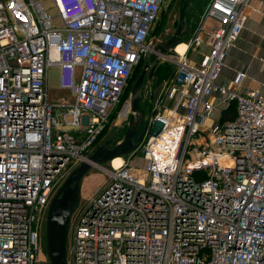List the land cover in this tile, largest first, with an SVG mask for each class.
I'll return each mask as SVG.
<instances>
[{
	"label": "built area",
	"instance_id": "1",
	"mask_svg": "<svg viewBox=\"0 0 264 264\" xmlns=\"http://www.w3.org/2000/svg\"><path fill=\"white\" fill-rule=\"evenodd\" d=\"M50 1L56 15L44 0H0V264H50L40 230L53 197L107 127H128L125 95L154 51L164 3ZM250 1L201 7L173 60L168 103L153 107L143 141L102 168L104 186L77 209L67 264H264V94L219 80ZM208 18L218 26L203 37ZM204 45L200 61L190 57ZM52 66L73 103L50 100ZM217 103L222 113L234 103V120L215 118Z\"/></svg>",
	"mask_w": 264,
	"mask_h": 264
},
{
	"label": "rangeland",
	"instance_id": "2",
	"mask_svg": "<svg viewBox=\"0 0 264 264\" xmlns=\"http://www.w3.org/2000/svg\"><path fill=\"white\" fill-rule=\"evenodd\" d=\"M185 0H164L162 12L160 14L159 20L156 22V24L153 27V30L151 32V46L154 50L156 48L170 40L173 35L176 33L178 26L180 24V11L183 6ZM210 0H189L188 7L186 10V33L181 38L182 44H186L189 42L190 35L192 34L191 29L193 27L191 26L194 22L200 21V13H201V7L207 6ZM45 6L49 8V11L56 15V9L51 5L52 2L50 0H44ZM189 36V37H188ZM180 51L177 49V45L171 47V49L168 52V57L164 58L161 57L159 62V67L156 71L155 76L151 81L146 80L143 87H142V108L145 112V118L144 122L141 126V129L145 127L147 120L150 118V113L153 107L160 103L163 104V99L166 97V83L170 79V76L174 69V61L176 57L179 56ZM182 53V52H181ZM152 53L148 54L146 57L141 60L139 66L134 71V78L137 80L139 74L142 71V68L144 67L145 63L150 61L151 64H154L152 61ZM150 71V70H149ZM50 75V100L53 102H64V103H73L74 97L70 94V92L65 90L59 89V75L60 70L57 66H52L49 71ZM135 81L133 82V84ZM133 86H131L129 90V97L132 91ZM209 123L213 124V121H209ZM125 131L121 129L120 127H114L113 124H111L109 127L106 128L103 135L97 140L96 145L101 146L104 145L107 142H112L111 146H114L115 143L121 139L124 138ZM97 147V148H98ZM142 155V151L139 150L138 156L134 159L132 162L135 166H140V158ZM128 154L122 156L117 161H109L106 163H102L101 165H94L81 179L80 181V194H79V202L72 213L71 220H70V226L68 231V242L67 247L69 245L70 241V234H71V226L74 222V216L77 211V209H80L84 206L87 201H89L98 190H100L107 178L106 172L102 169L103 167L114 169L115 167L121 165L123 162H126L128 160ZM116 163V165H115ZM69 175V174H68ZM66 178L62 180L61 186L58 187L55 195L53 198L56 197L59 190L61 189L62 185L65 183ZM68 255V250H67ZM39 257L43 260H47L49 258L48 252H47V219L43 221L42 227L40 230V254Z\"/></svg>",
	"mask_w": 264,
	"mask_h": 264
},
{
	"label": "water",
	"instance_id": "3",
	"mask_svg": "<svg viewBox=\"0 0 264 264\" xmlns=\"http://www.w3.org/2000/svg\"><path fill=\"white\" fill-rule=\"evenodd\" d=\"M189 0H185L180 11V24L173 37L160 44L152 52V61L146 62L132 88L130 99L132 113L129 117V125L125 131L123 142L111 146L107 142L99 146L88 157L89 161H83L66 179L56 197L52 200L47 217V252L50 264H67L68 231L72 213L74 212L80 194V181L83 176L94 166L114 160L117 157L132 153L137 145L143 141L145 127V112L142 108V87L146 80L151 81L159 67L161 57L167 58L171 47L178 45L186 33V10ZM150 70V71H149ZM140 133V134H139Z\"/></svg>",
	"mask_w": 264,
	"mask_h": 264
},
{
	"label": "crops",
	"instance_id": "4",
	"mask_svg": "<svg viewBox=\"0 0 264 264\" xmlns=\"http://www.w3.org/2000/svg\"><path fill=\"white\" fill-rule=\"evenodd\" d=\"M247 14L245 29L231 49L219 80L228 85L231 90L244 92L251 89L264 94V0H251L247 7ZM217 26L216 20L208 18L202 24L201 34L207 37L208 33ZM177 49L184 52L186 45L181 44ZM208 52L209 47L204 45L200 50L190 51L189 54L194 60L200 61L203 53ZM242 72L246 74L245 78L242 84H237L235 79ZM163 103H168L166 98L163 99ZM222 108L217 103L215 118L222 116ZM140 162L143 163L142 160Z\"/></svg>",
	"mask_w": 264,
	"mask_h": 264
},
{
	"label": "trees",
	"instance_id": "5",
	"mask_svg": "<svg viewBox=\"0 0 264 264\" xmlns=\"http://www.w3.org/2000/svg\"><path fill=\"white\" fill-rule=\"evenodd\" d=\"M189 37V36H188ZM182 40V39H181ZM135 74H133V76H134ZM133 76H132V78H133ZM135 77V76H134ZM131 78V79H132ZM131 81V80H130ZM134 81H135V78H134ZM130 84V83H129ZM130 87L128 86V89H129ZM127 89V92H126V95H125V98L126 97H129V90ZM234 118H235V104L234 103H232L231 104V106L227 109V110H225L224 112H223V114H222V117H221V120L222 121H224V122H226V121H232V120H234ZM127 129V128H126ZM126 131V130H125ZM105 132V131H104ZM103 135V134H102ZM101 135V136H102ZM100 136V137H101ZM99 137V138H100Z\"/></svg>",
	"mask_w": 264,
	"mask_h": 264
},
{
	"label": "flooded vegetation",
	"instance_id": "6",
	"mask_svg": "<svg viewBox=\"0 0 264 264\" xmlns=\"http://www.w3.org/2000/svg\"><path fill=\"white\" fill-rule=\"evenodd\" d=\"M136 81V80H135ZM133 82H134V76H133V78L131 79V81H130V84H129V87H131V86H134V84H133ZM140 134V133H139ZM119 160V159H118ZM117 161V160H116Z\"/></svg>",
	"mask_w": 264,
	"mask_h": 264
},
{
	"label": "bare ground",
	"instance_id": "7",
	"mask_svg": "<svg viewBox=\"0 0 264 264\" xmlns=\"http://www.w3.org/2000/svg\"><path fill=\"white\" fill-rule=\"evenodd\" d=\"M182 43H179L178 45H177V47L179 46V45H181ZM183 53V52H182ZM120 158H122V157H117V158H115L113 161H116V160H118V159H120Z\"/></svg>",
	"mask_w": 264,
	"mask_h": 264
}]
</instances>
